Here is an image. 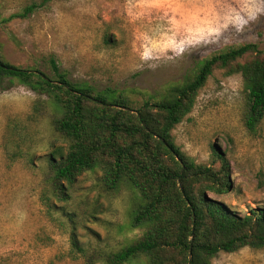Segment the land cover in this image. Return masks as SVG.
Masks as SVG:
<instances>
[{
    "label": "rangeland",
    "instance_id": "rangeland-1",
    "mask_svg": "<svg viewBox=\"0 0 264 264\" xmlns=\"http://www.w3.org/2000/svg\"><path fill=\"white\" fill-rule=\"evenodd\" d=\"M34 1L0 0L6 60L49 72L54 57L72 80L99 90L155 93L229 48L256 44L264 51V0H62L14 17ZM39 98L19 84L0 89V264H86L73 251V232L88 254L116 251L142 235L129 227L133 193L103 192L97 171L78 177L70 200L47 199L38 158L51 144L65 145L52 132L51 108L29 120ZM245 111L242 77L216 70L173 132L197 164L214 166L215 153L226 156L230 189L209 196L240 216L264 209V119L250 132ZM17 143L20 155L11 158ZM212 263L264 264V249L221 252Z\"/></svg>",
    "mask_w": 264,
    "mask_h": 264
},
{
    "label": "trees",
    "instance_id": "trees-1",
    "mask_svg": "<svg viewBox=\"0 0 264 264\" xmlns=\"http://www.w3.org/2000/svg\"><path fill=\"white\" fill-rule=\"evenodd\" d=\"M54 1L62 0L34 1L14 17L26 18ZM48 65L49 72L13 66L0 44V89L19 84L37 94L40 102L29 120L38 121L43 106L51 108L52 132L65 145L51 144L52 150L38 158L45 163L47 199L70 200L78 177L99 171L103 192L114 194L125 187L133 193L129 227L143 231L118 250L102 254H88L73 232V251L86 264H213L221 252L264 249V209L240 216L209 196L230 189L226 156L215 153L214 166L197 164L173 134L216 70L242 77L244 124L250 132L257 130L264 119V51L256 44L212 55L199 62L194 75L155 93L99 90L72 80L54 57ZM16 149L11 158L20 155L18 143Z\"/></svg>",
    "mask_w": 264,
    "mask_h": 264
}]
</instances>
